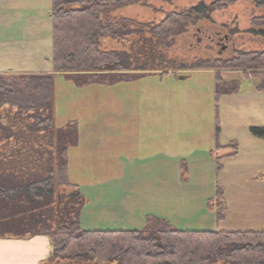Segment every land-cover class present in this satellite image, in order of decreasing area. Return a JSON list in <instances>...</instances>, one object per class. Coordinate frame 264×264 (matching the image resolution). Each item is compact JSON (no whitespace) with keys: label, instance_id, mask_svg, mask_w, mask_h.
<instances>
[{"label":"trees","instance_id":"obj_1","mask_svg":"<svg viewBox=\"0 0 264 264\" xmlns=\"http://www.w3.org/2000/svg\"><path fill=\"white\" fill-rule=\"evenodd\" d=\"M153 1L171 0H52L55 72L78 86L167 75L181 63L172 62L175 38H187L200 21H211L214 28L211 14L240 0L201 1L169 11L158 22H143L140 28L131 18L111 14ZM251 1L257 12L249 30L264 36V0ZM103 38L120 45L104 47ZM189 69L213 70L216 101L242 86L241 79L223 72L261 80L257 89L264 90V51L243 49L229 57L201 58ZM79 131L76 122L56 125L53 73H0V237L50 236L51 256L41 264H264V231L180 229L156 215H148L140 229L83 228L81 213L88 198L71 180L69 166V150L79 143ZM219 131L217 127V140ZM251 131L264 138V127ZM222 147L233 151L217 157V170L223 168V157L238 154L239 142L223 146L218 141L217 149ZM214 200L219 221L228 210L223 187L217 185Z\"/></svg>","mask_w":264,"mask_h":264},{"label":"rangeland","instance_id":"obj_2","mask_svg":"<svg viewBox=\"0 0 264 264\" xmlns=\"http://www.w3.org/2000/svg\"><path fill=\"white\" fill-rule=\"evenodd\" d=\"M201 1L210 4L214 0L153 1L111 14L117 19L135 18L134 25L140 28L143 22H158L169 11ZM249 1L240 0L215 10L211 14L214 28L211 21H200L185 34L187 38L176 37L172 50L177 56L172 62L181 63L164 76L147 75L103 88L101 84L78 86L62 72H55L52 56L49 63L44 61L48 65H41L40 57L38 65H15L20 71L46 69L53 73L56 125L80 122L82 138L89 141L92 137L91 142L104 146V151L94 152L98 156L95 160L84 159L90 166L71 163V178L78 181L85 195L90 184H95L93 192L97 193L102 186L109 191L132 193L153 215L162 217L169 211L174 226L202 230V224L184 222L187 214L198 211L196 199L201 192L207 196L206 209L217 220L214 194L218 185L228 193L233 208L226 220L216 221L217 225L210 224L211 216H207L205 230L264 231V138L251 131L252 127H264V90L257 89L261 80H244L241 73L223 72L225 77L241 79L242 86L237 93L222 95L216 101L213 70L189 69L201 58L229 57L243 49L264 51V36L249 30L251 16L257 12ZM51 6L52 0H0V15L16 18L8 22L10 25L14 20L11 26L0 20V32H34L38 37L30 36L25 43H41L52 54ZM215 31L218 36H214ZM102 46L118 47L109 38L102 39ZM233 140L239 142L238 154L223 157V168L217 170V157L233 151L230 147L217 149L218 141L226 146ZM122 154L125 177L107 183L109 174H117L115 158ZM129 157L138 160L128 162L132 160ZM163 159L168 161L167 167ZM162 170L165 176H161ZM236 173H242L241 178L231 177Z\"/></svg>","mask_w":264,"mask_h":264},{"label":"crops","instance_id":"obj_3","mask_svg":"<svg viewBox=\"0 0 264 264\" xmlns=\"http://www.w3.org/2000/svg\"><path fill=\"white\" fill-rule=\"evenodd\" d=\"M31 15V14H30ZM131 18L135 21V18ZM12 19H16L13 15L9 17H4L0 15L1 22H4L7 26H11L8 22ZM5 20V21H4ZM37 20V19H36ZM32 37H38L34 35V32H29L28 30L22 31H13L7 30L5 32H0V73L3 72H48V70H27L20 71L16 70L15 65H38L39 57L41 65H48L44 61L48 62L51 59V51L41 43H38L37 46L28 45L25 43V39ZM6 43V44H5ZM116 45H119L115 42ZM50 73V72H48ZM172 73V72H170ZM106 85V84H101ZM104 86L103 88H105ZM77 121V120H76ZM79 122V121H77ZM79 130L82 131L83 124L79 122ZM92 137L89 141H85L80 135L79 143L69 150V166H70V177H71V163H74L76 166L86 165L90 166L88 162L84 159L95 160L98 156L94 155V152L99 154L104 151V146L100 147L92 141ZM132 159L128 162H134L138 158L129 157ZM80 159L81 161L78 162ZM123 154L121 157L115 158L117 160V174H109L107 178V183L121 180L125 177L126 166L125 163L122 165ZM164 160V164L167 167L168 161ZM171 163V162H170ZM163 171V170H162ZM166 171V170H165ZM164 171L162 172V174ZM163 174L161 176H165ZM104 176V175H103ZM160 176V175H158ZM156 176V177H158ZM242 173H236L231 175L232 178L238 179L241 178ZM105 177V176H104ZM103 177V179H104ZM72 180V178H71ZM73 181V180H72ZM78 184V181H73ZM92 182V181H91ZM95 184H90L89 191L85 192L90 201L86 208L83 209L81 213V223L82 227L88 230H131V229H140L145 226V216L153 215L146 210L145 205L142 204L141 198L137 195L123 194L124 192L109 191L106 186H102L101 192H93V187ZM215 195V194H214ZM90 197V198H89ZM206 194L200 193L197 197V205L199 207L196 213H190L188 219L184 223H194L204 225L202 230L207 229V216H211L210 224L217 225L216 218L211 215L206 209ZM228 210L226 216L223 220H226V217L230 210L233 208L231 205L228 193L225 194ZM193 200H191V203ZM163 214L162 217L168 218L171 220L170 216ZM215 218V219H214ZM173 223V222H172ZM177 227V226H175ZM198 226H196L195 229ZM211 227V226H209ZM213 227V226H212ZM180 228V227H177ZM185 229V228H180ZM212 229V228H209ZM52 244L51 238L48 235H34V236H25V237H0V264H41L44 261L48 260L51 256Z\"/></svg>","mask_w":264,"mask_h":264},{"label":"flooded vegetation","instance_id":"obj_4","mask_svg":"<svg viewBox=\"0 0 264 264\" xmlns=\"http://www.w3.org/2000/svg\"><path fill=\"white\" fill-rule=\"evenodd\" d=\"M224 38H226V37H224Z\"/></svg>","mask_w":264,"mask_h":264}]
</instances>
